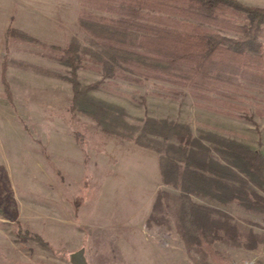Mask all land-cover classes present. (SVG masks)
<instances>
[{
    "label": "rangeland",
    "instance_id": "obj_1",
    "mask_svg": "<svg viewBox=\"0 0 264 264\" xmlns=\"http://www.w3.org/2000/svg\"><path fill=\"white\" fill-rule=\"evenodd\" d=\"M75 1L69 0L62 11L66 18L56 19L53 27L34 23L30 33L13 25L9 38L8 29L5 33L13 100L0 83V204L6 211L0 215V264H136L140 255L143 264H264V213L236 200L222 203L193 195L194 202L231 217L240 247L215 242L220 262L197 245L189 248L179 228L180 191L163 184L159 155L104 134L93 120L73 110L69 68L61 57L73 42L96 49L75 17L83 2L78 0L77 10ZM234 1L264 8V0ZM86 4L97 16L116 17L104 2ZM144 12L160 22H184L230 38L238 34L226 25H248L246 15L220 16L213 25ZM3 55L5 50L0 60ZM77 75L82 85L102 79L95 69H79ZM230 93L232 97L211 95L197 101L183 87L116 79L102 81L90 92L123 108L129 123L148 118L180 122L206 145L207 135L214 134L264 155V88L245 84ZM228 183L264 196V186ZM160 191L166 195L154 209ZM19 230L39 234L47 246L32 236L21 239ZM253 244L255 248H247Z\"/></svg>",
    "mask_w": 264,
    "mask_h": 264
},
{
    "label": "trees",
    "instance_id": "obj_2",
    "mask_svg": "<svg viewBox=\"0 0 264 264\" xmlns=\"http://www.w3.org/2000/svg\"><path fill=\"white\" fill-rule=\"evenodd\" d=\"M97 1L108 4V10L116 17L93 14L86 3ZM82 2L78 24L96 49L73 42L61 57V63L69 68L73 110L93 120L104 134L127 139L159 155L163 184L180 191L179 228L185 245H197L220 262L214 243L223 241L240 247L238 232L230 225L229 215L194 202L192 196H208L222 203L236 200L245 208L264 213V196L255 191L250 195L228 183L234 180L262 188L264 155L214 134L207 135L210 145H206L180 122L148 118L129 123L123 108L97 99L90 92L109 79L138 84L156 80L186 88L197 101H206L211 95L232 97L230 92L245 84L264 88V8H247L234 0ZM144 11L213 25L219 24L220 16L246 15L248 25H226L238 34L237 38H230L184 22H160V18H152ZM11 33L8 29L6 37ZM83 68L98 71L101 81L82 85L77 71ZM7 70L5 59L2 82L12 102ZM165 195L158 192L154 209ZM75 206L79 208L77 202ZM0 215H6L2 204ZM152 220L153 215L148 226ZM18 234L23 240L32 236L47 246L39 234H22L20 230ZM255 244L247 248L253 249Z\"/></svg>",
    "mask_w": 264,
    "mask_h": 264
},
{
    "label": "crops",
    "instance_id": "obj_3",
    "mask_svg": "<svg viewBox=\"0 0 264 264\" xmlns=\"http://www.w3.org/2000/svg\"><path fill=\"white\" fill-rule=\"evenodd\" d=\"M66 2V4H64ZM69 0H0V50L1 55H3L0 60V83L2 84V65L4 62V58L7 55L6 49H8V45L5 39V33L9 26L15 25L22 29L23 31H28L30 33H34L31 30V25L37 23V25L43 24V26L47 25L48 27H53V23H56V19L63 18L67 16V13L63 14L62 11L68 8ZM76 9L78 10V0H76ZM75 17H78L76 14ZM48 19L50 22H47ZM52 20V22H51ZM54 20V21H53ZM25 26H24V25ZM47 28V27H46ZM36 35V34H35ZM7 70V75H8ZM3 93L6 96V90L4 85ZM149 216V215H148ZM146 220V219H145ZM126 241H129L125 237ZM136 264H143L141 260L142 256L140 255V260L135 256ZM139 261V262H138Z\"/></svg>",
    "mask_w": 264,
    "mask_h": 264
}]
</instances>
